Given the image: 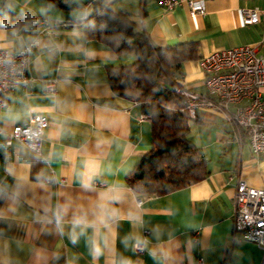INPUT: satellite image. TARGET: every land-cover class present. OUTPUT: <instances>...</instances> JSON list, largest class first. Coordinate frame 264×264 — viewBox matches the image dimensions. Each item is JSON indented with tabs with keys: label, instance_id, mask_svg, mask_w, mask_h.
Here are the masks:
<instances>
[{
	"label": "crops",
	"instance_id": "crops-1",
	"mask_svg": "<svg viewBox=\"0 0 264 264\" xmlns=\"http://www.w3.org/2000/svg\"><path fill=\"white\" fill-rule=\"evenodd\" d=\"M91 1L0 0L4 9L32 16L0 25V49L18 52L36 38L60 45L51 59L36 47L28 52V93L12 89L0 112V264H264V247L232 230L238 183L264 189V153L255 155L244 131L220 113L198 108L189 117L187 138L207 164L202 180L162 195L128 186L127 175L150 149L151 120L138 101L112 92L105 66L136 56L86 39ZM112 7L128 12L154 47L195 45L196 57L175 75L195 92L205 90L201 57L240 45L264 54V0H205V13L195 16L185 4L165 9L158 0H116ZM252 8L261 10L258 22L242 23L240 10ZM48 79H55L54 93L45 91ZM35 113L48 119L40 153L6 145L7 131ZM79 217L93 225L83 235L74 226Z\"/></svg>",
	"mask_w": 264,
	"mask_h": 264
},
{
	"label": "trees",
	"instance_id": "trees-1",
	"mask_svg": "<svg viewBox=\"0 0 264 264\" xmlns=\"http://www.w3.org/2000/svg\"><path fill=\"white\" fill-rule=\"evenodd\" d=\"M115 1H91L82 24L84 34L116 54H135L131 64L105 66L112 92L138 101L142 113L151 120L150 149L129 172L126 182L138 195L166 194L198 182L208 173L200 149L187 138L190 118L181 110L182 99L172 90L182 62L196 57V47L191 43L154 47L143 32L134 28L128 12L113 9ZM31 19L28 11L0 6V25Z\"/></svg>",
	"mask_w": 264,
	"mask_h": 264
},
{
	"label": "built area",
	"instance_id": "built-area-1",
	"mask_svg": "<svg viewBox=\"0 0 264 264\" xmlns=\"http://www.w3.org/2000/svg\"><path fill=\"white\" fill-rule=\"evenodd\" d=\"M54 1L61 4L67 0ZM158 3L165 9L185 4L191 16L205 13V0H158ZM260 12L257 8L241 9V22H258ZM42 22L47 23L46 20ZM199 64L205 73L204 92H195L179 83L173 86V93L182 99L181 110L190 118H195L198 108L220 113L244 131L255 155L264 153V93L261 91L264 88V54L257 53L256 46L240 45L215 50L201 57ZM28 66L29 55L25 49L18 52L0 49V112L8 106L12 89L21 87L25 94L28 93L29 83L33 80L28 74ZM55 88V79L45 82V91L54 93ZM47 126L48 119L44 114H31L26 122L15 124L7 131L4 142L6 145H25L39 154ZM2 131L0 128V133ZM92 185H103V182L94 181ZM140 201L137 199L138 203ZM232 230L233 234L240 233L243 240L264 247V189L249 186L244 181L238 183ZM134 249L140 252L143 246L135 243ZM194 264H203V261L199 259Z\"/></svg>",
	"mask_w": 264,
	"mask_h": 264
},
{
	"label": "clouds",
	"instance_id": "clouds-1",
	"mask_svg": "<svg viewBox=\"0 0 264 264\" xmlns=\"http://www.w3.org/2000/svg\"><path fill=\"white\" fill-rule=\"evenodd\" d=\"M33 47H36V48H39L41 50H45L47 51L48 53V57L49 59L52 58V56L60 50V45L57 43V44H52V43H45V42H42L40 39L36 38V39H31L28 41L27 43V46L25 48L26 51H28L29 53H31L32 51V48ZM9 63H11V60L8 61ZM41 67V69L43 68L42 65H39ZM85 188H89L90 185L89 184H85L84 185ZM59 220H60V217L57 216V223H59ZM98 223L103 226L104 223H105V218L103 215H101L98 219ZM74 226H77V227H80L81 228V232L79 233V235H83V231L85 228H88V227H92L93 225L84 217H79V218H76L74 220ZM78 239V235L77 234H73L72 236V240L73 242L75 243ZM93 252L94 254L96 255H99L101 254V249L97 246V245H93Z\"/></svg>",
	"mask_w": 264,
	"mask_h": 264
},
{
	"label": "rangeland",
	"instance_id": "rangeland-1",
	"mask_svg": "<svg viewBox=\"0 0 264 264\" xmlns=\"http://www.w3.org/2000/svg\"><path fill=\"white\" fill-rule=\"evenodd\" d=\"M76 1H78V0H73V2H76ZM81 1L87 2L88 0H81ZM70 11H72V9L71 10H68V12H70Z\"/></svg>",
	"mask_w": 264,
	"mask_h": 264
}]
</instances>
